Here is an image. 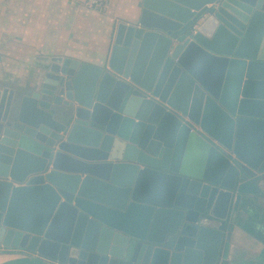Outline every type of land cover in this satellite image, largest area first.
Segmentation results:
<instances>
[{
  "label": "water",
  "instance_id": "1",
  "mask_svg": "<svg viewBox=\"0 0 264 264\" xmlns=\"http://www.w3.org/2000/svg\"><path fill=\"white\" fill-rule=\"evenodd\" d=\"M137 8L102 64L39 55L0 86L2 264L230 263L264 174V0Z\"/></svg>",
  "mask_w": 264,
  "mask_h": 264
},
{
  "label": "crops",
  "instance_id": "2",
  "mask_svg": "<svg viewBox=\"0 0 264 264\" xmlns=\"http://www.w3.org/2000/svg\"><path fill=\"white\" fill-rule=\"evenodd\" d=\"M137 2L110 0L99 12L86 0H0V86L23 92L39 55L102 64L109 57L116 23L133 21ZM256 183L257 193L233 199L229 264H248L264 241V174ZM17 257L0 253V264Z\"/></svg>",
  "mask_w": 264,
  "mask_h": 264
},
{
  "label": "built area",
  "instance_id": "3",
  "mask_svg": "<svg viewBox=\"0 0 264 264\" xmlns=\"http://www.w3.org/2000/svg\"><path fill=\"white\" fill-rule=\"evenodd\" d=\"M110 0H86V5L96 11H104L109 4Z\"/></svg>",
  "mask_w": 264,
  "mask_h": 264
}]
</instances>
